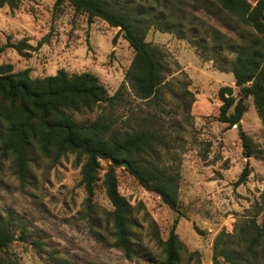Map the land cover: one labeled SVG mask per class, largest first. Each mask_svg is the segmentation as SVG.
Listing matches in <instances>:
<instances>
[{
    "label": "rangeland",
    "instance_id": "374dc122",
    "mask_svg": "<svg viewBox=\"0 0 264 264\" xmlns=\"http://www.w3.org/2000/svg\"><path fill=\"white\" fill-rule=\"evenodd\" d=\"M200 16L227 33L210 14ZM23 39L33 47L43 44L27 51L29 56L7 49L0 55V64H12L16 72L29 69L33 78L53 76L60 69L71 74L89 72L110 96L120 89L134 57L119 29L101 19L90 24L86 15L76 13L68 3L56 8L55 0H23L14 11L0 7V44ZM147 41L160 48L166 65L158 99L142 101L129 91L112 110L102 106L71 114L89 124L104 113L123 132L155 126L162 130L168 148L162 151L161 164L178 167L181 177L180 205L186 218L179 220L176 232L185 245L182 264H214L216 237L223 230L234 233L240 221L256 216L261 207L264 161L251 158L247 182L236 185L247 164L239 129L235 126L229 131L215 119L222 105L219 90L235 88L233 74L217 70L208 56L175 33L152 28ZM186 91L196 99L189 109L186 103L191 97L184 95ZM248 105L241 129L264 149V126L251 99ZM30 167L28 178L21 180L12 157L0 150V211L10 213L28 238L9 249L20 264H163L161 241L169 237L178 215L158 195L146 191L125 167L117 169V176L120 194L134 207L133 259L115 246L110 223L114 208L102 183L104 171L89 207L81 185L82 163L75 154L56 160L37 151ZM257 219L264 224V210ZM194 225L205 235L198 234ZM34 240L40 244L35 246Z\"/></svg>",
    "mask_w": 264,
    "mask_h": 264
},
{
    "label": "trees",
    "instance_id": "16d2710c",
    "mask_svg": "<svg viewBox=\"0 0 264 264\" xmlns=\"http://www.w3.org/2000/svg\"><path fill=\"white\" fill-rule=\"evenodd\" d=\"M23 0H0V7L12 11ZM143 4L136 0H55L59 8L68 3L76 13L87 16L92 24L96 19L105 21L119 33L134 51V57L125 80L118 92L110 96L100 79L89 72L69 73L60 69L53 76H31L25 69L16 72L12 64H0V150L13 159L16 174L26 180L31 163L38 151L45 157L61 159L72 153L82 163L81 185L93 206L95 187L102 179L106 194L114 208L110 215L115 246L128 259L136 250L132 227L135 226L134 207L120 194L117 169L128 165L126 171L146 190L158 195L178 217L169 237L161 241L163 264H182L185 245L176 232L181 218H186L180 205V172L176 166L161 164L162 151L168 143L161 129L156 126L121 131L117 121L102 113L92 123H81L71 113L94 111L104 106L114 109L130 91L142 101L160 97L166 81V65L158 46L147 41L152 28L175 33L187 39L203 56H208L220 72L232 73L235 88L224 86L218 98L222 105L216 121L232 129L248 112L252 100L264 126V0L255 5L248 0H153ZM201 13L210 14L220 22L226 32L210 26ZM188 25V28L185 27ZM188 35V36H187ZM187 36V37H186ZM28 39L18 43L10 40L0 44V55L14 49L22 56L37 47ZM195 103V96L186 91ZM243 157L264 161V149L242 129L239 130ZM106 163V167L103 166ZM251 174L248 162L236 185L247 182ZM264 210V196L257 215ZM256 216L240 221L234 233L223 230L213 247V263L264 264V224ZM202 236L205 232L194 225ZM28 242L25 230L10 213L0 211V264H20L9 251L16 242ZM35 246L40 243L33 241Z\"/></svg>",
    "mask_w": 264,
    "mask_h": 264
},
{
    "label": "crops",
    "instance_id": "0c3cea01",
    "mask_svg": "<svg viewBox=\"0 0 264 264\" xmlns=\"http://www.w3.org/2000/svg\"><path fill=\"white\" fill-rule=\"evenodd\" d=\"M250 3H252L253 5H255L256 4V2L258 1V0H248ZM234 83L233 84H235V81H233ZM246 115V114H245ZM245 115H244V117H245ZM244 117H243V120L241 121V125H242V123H243V121H244ZM224 126H226L227 127V125L226 124H223ZM234 129H229V131H233ZM244 161L245 162H249V161H251V159H246V158H244Z\"/></svg>",
    "mask_w": 264,
    "mask_h": 264
},
{
    "label": "water",
    "instance_id": "95a60500",
    "mask_svg": "<svg viewBox=\"0 0 264 264\" xmlns=\"http://www.w3.org/2000/svg\"><path fill=\"white\" fill-rule=\"evenodd\" d=\"M236 127H237V128L240 130V129H241V127H242L241 123H240V124H238ZM124 167H125V168H127V167H128V165L126 164V165H124Z\"/></svg>",
    "mask_w": 264,
    "mask_h": 264
}]
</instances>
